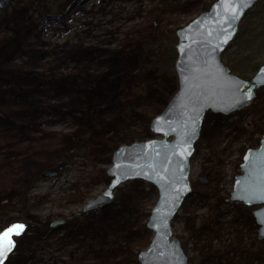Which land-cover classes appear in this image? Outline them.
Here are the masks:
<instances>
[{
  "label": "rangeland",
  "instance_id": "374dc122",
  "mask_svg": "<svg viewBox=\"0 0 264 264\" xmlns=\"http://www.w3.org/2000/svg\"><path fill=\"white\" fill-rule=\"evenodd\" d=\"M214 1L10 0L0 20V232L24 230L4 264H141L156 185L128 180L109 205L84 206L108 187L121 145L160 137L151 121L179 88L176 71L152 67L160 42L174 33L177 45L176 30ZM263 134L264 87L241 110L206 114L193 190L172 221L188 264H264L261 205L231 200Z\"/></svg>",
  "mask_w": 264,
  "mask_h": 264
},
{
  "label": "water",
  "instance_id": "95a60500",
  "mask_svg": "<svg viewBox=\"0 0 264 264\" xmlns=\"http://www.w3.org/2000/svg\"><path fill=\"white\" fill-rule=\"evenodd\" d=\"M258 1L247 0L241 5L240 0H215L208 10L176 30L175 71L179 88L150 125L154 135L160 137L121 145L108 169L111 177L108 187L84 206L83 212L109 205L115 198V189L128 180L142 179L156 185L158 200L147 223L154 236L149 247L139 253L141 264H188L180 240L173 235L172 221L193 190L191 159L205 116L208 112L228 115L241 110L264 87V64L254 75L244 77L232 72L222 61L246 13ZM9 3L10 0H0V20ZM230 7H237L238 18L232 19L231 12L225 11ZM238 84L243 87L237 89ZM249 88L253 98L245 100L243 94ZM62 166L50 169L47 174H57ZM241 170L235 178L231 200L248 206L261 205L253 213L260 225L259 237L264 238V134L258 147L247 150ZM64 222L62 219L52 225Z\"/></svg>",
  "mask_w": 264,
  "mask_h": 264
},
{
  "label": "trees",
  "instance_id": "16d2710c",
  "mask_svg": "<svg viewBox=\"0 0 264 264\" xmlns=\"http://www.w3.org/2000/svg\"><path fill=\"white\" fill-rule=\"evenodd\" d=\"M210 5V4H209ZM208 5V7H209ZM173 41L170 45L164 44L161 40L160 44L163 48L161 59L153 64V68H157L163 72L174 73L175 61L178 56L176 50V38L172 35ZM264 51V0L258 1L253 9H250L240 24V29L230 48L223 53V57L227 59V63L232 72H236L242 76L249 77L250 73L256 72L261 66L256 63L257 57L262 55ZM256 54V55H255ZM141 137L132 136L131 140Z\"/></svg>",
  "mask_w": 264,
  "mask_h": 264
},
{
  "label": "snow or ice",
  "instance_id": "6c2138e0",
  "mask_svg": "<svg viewBox=\"0 0 264 264\" xmlns=\"http://www.w3.org/2000/svg\"><path fill=\"white\" fill-rule=\"evenodd\" d=\"M247 3V0H240L241 5H245ZM225 11H230L232 15V19L238 18L237 16V7H230L225 8ZM264 72V70H262ZM242 84L236 85L237 89L242 88ZM253 98V91L252 88H249L246 93L243 94V99L245 100H251ZM187 151V149H185ZM184 153L182 152L181 155ZM167 171V169H165ZM110 195V193H108ZM24 230V225L22 224H16L13 226H10L3 232H0V264H3V259L6 258L7 254L12 251L15 244L12 240L13 235H20L22 231Z\"/></svg>",
  "mask_w": 264,
  "mask_h": 264
},
{
  "label": "flooded vegetation",
  "instance_id": "af4514ba",
  "mask_svg": "<svg viewBox=\"0 0 264 264\" xmlns=\"http://www.w3.org/2000/svg\"><path fill=\"white\" fill-rule=\"evenodd\" d=\"M257 93V92H256Z\"/></svg>",
  "mask_w": 264,
  "mask_h": 264
}]
</instances>
